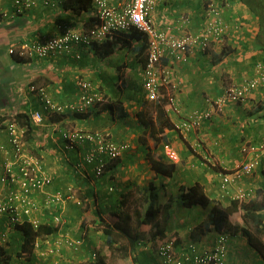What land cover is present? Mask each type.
<instances>
[{
  "label": "crops",
  "instance_id": "crops-1",
  "mask_svg": "<svg viewBox=\"0 0 264 264\" xmlns=\"http://www.w3.org/2000/svg\"><path fill=\"white\" fill-rule=\"evenodd\" d=\"M109 1L119 3L127 0ZM210 1L217 2L221 8L222 17L228 24L223 43L213 42L206 51L196 47L195 52L188 55L186 59H177L173 53L166 51L160 63V66L173 76L174 87L171 88L172 91L168 90L165 93L174 95V104L168 108V112L176 124L182 122L193 110L210 108L211 99L220 95L228 84L238 82L245 75H250L254 64L259 60H264V50L254 47V40L258 32V17L241 0H154L151 18L158 30L172 35H180L184 31L198 32L206 26L205 11ZM11 2L14 4V0H6L3 4L6 3L7 6L0 7L1 19L2 14L15 13V5ZM22 11L34 22L30 26L24 25L23 29L18 28L11 34L9 33L7 37L10 41L27 37L38 40L44 36H50L57 31V27L54 25L56 20L73 21L86 28L92 24L96 13L93 3L87 11L83 10L81 14H71L59 4L44 5L41 0L35 6ZM187 19L190 22H187ZM41 23L45 26H42ZM30 30L34 31L35 34L26 36L28 32H31ZM105 41H112L114 44L115 52L113 54L103 56L93 46L78 45L75 47V51L52 60H43V58L30 55L28 63L32 62V64L28 65V69L36 71L37 67L43 66L45 68L48 66L49 74L35 72L36 77H31L29 80H17L16 77L6 76L8 83L6 85L12 86L14 96L17 94L21 101H26L23 104L29 106L30 109L32 107L42 108L41 99L30 94L27 90L26 86L33 81H37L39 84H47L52 94L59 95L57 99L55 98L56 100L66 101L77 95L76 79L82 76L92 77L95 81V87L106 86V91L110 93L109 96L118 99L113 114L109 110H103L101 113L94 112L92 117L86 118L69 114L54 120L50 118L54 115L46 114L44 123L35 127L33 143L43 147L40 148V152L42 157L46 158L48 170L51 173H57L58 177L65 175V171L70 172L69 175H71L75 170L74 167H65L67 163L58 166L59 170L55 168V164L59 161L58 154L60 155L56 145H59V148L63 147L59 144L61 140V143L64 144L65 142L61 138V131L68 129L67 127L71 123L78 129H96L111 135L121 133L122 142L129 143L132 147L129 140L134 139L139 154L144 152L145 157L147 143L152 146L153 140L151 138H148V142L145 144L139 141L145 127L138 113L143 109L145 101L148 100L144 87V65L147 59L146 37L139 30L133 28L130 31L118 32ZM7 54V52L5 54L0 52V65L8 66L9 69H16L13 61L7 65L5 60ZM77 54H80V57ZM24 63L27 64V62ZM2 67L0 66V68ZM6 96L9 103L5 104L4 100L0 98V113L10 112L11 106H15V103H10L12 94L7 93ZM259 102L258 93L255 92L247 103L229 105L221 112L216 111L212 119L203 122L189 133L179 135L180 137L175 129L168 130V143L164 144L162 141L159 146L162 148L160 153L166 157L167 161L176 163V169L172 175H156L149 162V171L143 167L140 169V166L143 165H138V170L133 171L135 173V175L132 173L133 177L141 185H148L151 181L156 184L162 203H171L169 209L170 223L171 221H185L187 225H190L186 229L188 236L193 232V227L195 228L199 222L207 220L209 212L200 205H184L181 198V185L200 182L204 185L208 195L225 205L230 204L232 199L244 191L249 198L244 203L264 202V157L261 158V166L254 172L240 174L236 172V168L243 161L242 143L245 141L258 143L264 140V117L256 118L251 115ZM41 134L43 136L40 137ZM45 140L47 141L46 144L44 143ZM50 142H53L55 146L51 145ZM79 143L76 148H73L74 157L72 158L77 156L78 150L80 153L86 152L83 148L86 145L85 142ZM43 144L45 146H42ZM204 158L207 159L208 163L205 162ZM9 159L10 154H0V179ZM215 161H219L221 167H212L211 165H214ZM141 162L145 161L141 160ZM124 169L126 171L121 172V169L116 166L109 173L114 178L125 173V176L117 178V180L123 181L128 178V169ZM86 171L88 174H92L91 171ZM149 172H153L156 177ZM74 175L79 177L76 173ZM225 176L227 181L224 180ZM158 179L160 180L159 183L157 182ZM85 183L88 187H92L90 181L86 180ZM0 190H3L1 180ZM123 190L124 194H127L128 191L125 188ZM262 211L264 212V209ZM179 232V234H183L182 230ZM234 233H238V235L236 238H232L229 243L231 264L235 260V264H245L247 259L256 257V254L260 256L240 231ZM216 238L217 233L215 231L206 230L201 235L200 244L210 245L215 242ZM249 251L253 254L249 255ZM241 252L248 255L245 263L237 258H242ZM261 260V263L264 264L262 258ZM13 264H17V262Z\"/></svg>",
  "mask_w": 264,
  "mask_h": 264
},
{
  "label": "built area",
  "instance_id": "built-area-1",
  "mask_svg": "<svg viewBox=\"0 0 264 264\" xmlns=\"http://www.w3.org/2000/svg\"><path fill=\"white\" fill-rule=\"evenodd\" d=\"M38 1L40 0H14V4L17 10H24L35 6ZM41 1L45 5H53V0ZM57 3L58 1H55V4ZM92 3L96 13L91 27L84 28L70 22H61L57 25L54 34L44 36L42 39H27L22 42L19 54L52 60L75 51L78 45L90 47L94 42L102 43L118 32L135 28L143 33L147 40V59L144 65L146 97L148 100L167 97L172 106L174 95H167L165 92L172 91L173 76L160 66L165 52L173 53L177 59H186L195 52L196 47L206 51L213 42L222 44L228 27L222 17L221 8L215 1H210L206 6L204 28L198 32L184 31L180 35H172L156 28L151 18L154 0H127L119 3L92 0ZM186 21L190 22L189 19ZM15 48V46L10 47L9 52H14ZM77 56L80 57V54ZM78 85L79 95L69 101L55 100L46 86L32 85L31 90L39 95L43 102L42 108L31 110L32 124L41 125L45 121L46 114L85 113L89 108L103 101V96L91 81L80 78ZM255 92L258 93L260 102H264V60L254 64L250 75H245L238 82L228 84L220 95L211 99L210 108L191 111L182 122L176 124L177 131L181 134L189 133L203 122L212 119L216 111L221 112L229 105L247 103ZM61 138L71 148H76L79 142H85V146L89 145L83 154L81 165L88 169L89 166H93L97 177L104 174L110 163L120 158L129 147V144L118 142L110 134L100 130L63 129ZM26 142V128L14 123L0 125V154H10L0 179L3 183V190H0V221L5 220V224L13 227L24 221H30L35 227L41 224V220L34 213L39 209L43 199V206L51 207L53 204H60L75 197L72 184H67L64 189L57 187L54 189L53 174L44 167L41 158L29 149ZM241 153L243 161L236 168V172L238 174L254 172L261 166V158L264 157V140L258 143L243 142ZM224 180L227 181L226 176ZM236 199L245 202L249 198L244 191L240 192ZM51 219L54 224H59L62 217L54 214ZM237 235L238 233L223 230L217 234L212 245H201L193 241L178 242L175 237H167L160 240L156 246V255L160 264H226L229 243ZM6 236L0 239V243L6 241ZM51 238L53 236L49 235L46 239L37 241L36 248L41 247L42 244L45 246V253L53 255L57 254L62 244L73 250L81 248L84 244L83 237L64 235L53 242ZM92 256L95 257L96 253L93 252ZM53 264H78V261L66 258L64 261L57 260Z\"/></svg>",
  "mask_w": 264,
  "mask_h": 264
},
{
  "label": "trees",
  "instance_id": "trees-1",
  "mask_svg": "<svg viewBox=\"0 0 264 264\" xmlns=\"http://www.w3.org/2000/svg\"><path fill=\"white\" fill-rule=\"evenodd\" d=\"M53 1V5L51 6L56 5L55 1H58L57 4L61 5L64 10L69 11L71 14H81L83 10L87 11L92 3V0ZM241 1L248 5L258 17V32L254 40V46L258 49L264 50V0ZM12 14H2V19L0 17V52H4V54L7 52L9 56L11 55L10 58L17 62H28L29 59L26 56L20 55L19 51H21L20 45L22 42L26 41L29 37L10 41L7 36L9 33L11 34L18 28L23 29L24 25L30 26L34 21H31L28 16L24 15L22 10L15 9V13ZM61 22L68 21L56 20V22L54 21V25L57 27V25ZM42 26L45 25L42 24ZM33 33L34 31H31L28 32L27 35L25 33V35L29 36ZM12 46H15L16 48L14 52L10 53L9 48ZM92 46L96 50H99L103 56H108L115 52V47L112 41H105L102 44H97V42H94ZM0 66H3L0 68V86H2L3 83L8 84L6 79L8 74L6 72L7 67H4V65ZM40 68H43V66ZM45 68L47 69L48 66ZM36 83L37 81H33L26 86L30 94H34L30 85H34ZM43 85L47 84L43 83ZM13 90L14 88L12 86L8 87L7 93L11 92L9 94H12ZM34 95L40 98L39 95ZM6 97V94L0 87V98L9 103V101H7L8 99L6 100ZM117 100L118 99L116 98H112V96H108V101L101 109L96 110L95 113H101L103 110H109L111 114H113ZM6 102L4 103L6 104ZM16 107H20V105H16L15 108ZM168 108H171V104L167 97H163L158 100H146L145 104L143 105V109L138 113V116L145 127L144 133L140 135V143H147L148 138L153 140L151 147L147 143L145 158L150 163V167L156 175H172L176 169L175 162H169L162 153H157L158 146L162 141L164 144L168 143L167 131L174 129L177 130L176 122L172 120L168 112ZM33 109H36V107H32V109H29L28 107L21 109L16 108L9 114L11 117H6V114H3L1 115L2 117L0 116V125L3 126L5 123H14L20 127H24L26 128V139L29 138L33 141L34 130L36 127L32 124L30 118L31 110ZM91 109L92 111H90ZM93 113L94 109L89 108L87 112L76 115L87 118L93 115ZM55 114L57 115L58 113L49 115L51 116ZM251 115L255 116L256 118L264 117V102H260ZM67 166V168H70L73 167L74 164L68 162ZM116 166H118V164L114 165V163H112L108 169L111 171ZM211 166L218 168L215 165ZM136 186L138 187L141 196L147 202V206L143 215L140 213H137L136 215V212H138L137 210L134 211L135 217H133V213L129 211L119 212L117 209L109 211L110 214H115L119 219L122 218L121 222H124V224L121 222H107L105 219H103L101 214L99 215V222L104 224V233L106 235L105 242L108 246H110V248H114V246L122 247L120 241L124 240L129 245L130 250L136 251L142 234L140 229L142 225H150L151 229L153 228L151 232L152 239L157 240L159 238L166 237L167 225L169 224L170 219L169 209L171 207V203H162L160 193L156 189L153 181L150 182L149 187H142L143 185ZM181 190V198L184 205H200L209 212L207 220L201 221V223H198L193 229V236H196L195 233L199 232L197 230L198 228H200L201 232L213 230L217 234L223 230H232L233 232L240 231V233L247 239L248 243L258 251L260 257L264 261V212L262 211L264 209V202L244 203L239 199H232L230 204L225 205L219 200L208 195L205 191L204 185L200 182H195L191 185H181ZM127 194L128 196H131L133 191L129 190ZM237 213L241 216L242 224H236L233 226L232 216ZM133 218H135V226L131 225ZM5 223V220L0 221L1 238L4 235H9L5 242L0 243V264L15 263V256H22V254L26 253L27 251L33 250L36 248L37 241H41L42 239H46L47 236H53L55 233H57V227L48 222H43L37 227H35L30 221H24L21 224L14 225V227L8 226ZM177 241L179 242V240ZM118 242L119 244L117 245ZM40 246L43 247L44 245L40 244ZM92 264H107L106 256L97 253L94 257V261H92Z\"/></svg>",
  "mask_w": 264,
  "mask_h": 264
},
{
  "label": "rangeland",
  "instance_id": "rangeland-1",
  "mask_svg": "<svg viewBox=\"0 0 264 264\" xmlns=\"http://www.w3.org/2000/svg\"><path fill=\"white\" fill-rule=\"evenodd\" d=\"M5 1L6 0L0 1V7L7 6L6 3L3 4V2ZM68 22L72 23L75 26H79L77 23H74L73 21H68ZM10 57L11 55L9 56L8 54L5 56L7 65L8 63H11L13 61L16 69L7 68L6 72L11 77H16L17 80H21V79L29 80L31 77L34 78L36 77L35 72H41V74H49L46 68L37 67V70L33 71L31 69H28V65H31L32 62H29V63L27 62V64H25L23 62H17ZM53 64L55 65V63ZM82 77L88 79L93 84H95V81L93 80L92 77L91 78L85 77V76H82ZM76 86H77V95H79L80 88L78 86V83ZM76 86H75V90H76ZM0 87L4 91V93L7 94L8 87L6 86V84L3 83V85ZM95 88L103 96V101L98 102L96 106L93 108V109L99 110L108 101V96L110 93L106 91V86L101 85ZM53 96L56 99L59 97V95L57 96L55 93H53ZM62 101H65V100H62ZM24 102L26 101H21V98L17 94H15L14 96V94L12 93V98H10V103L12 104L15 103V106L20 105V107H16V108L21 109V108L28 107L30 109L29 106H27L26 104H23ZM15 106L14 107L11 106L10 109L12 110L10 112L4 111V112H1L0 114L5 113L6 117H11L9 116V114L14 109H16ZM96 110H94V112ZM90 111H92V109ZM66 115L67 114H57L50 118L54 120L62 116L65 117ZM92 116L93 115H91V117ZM114 123H116V121H114ZM71 124H69V126L67 127L68 129L72 131L78 129L77 127L72 126ZM87 129L94 131L93 129H89V128ZM177 132H178V136L182 135L179 131ZM121 135H122L121 133H118L116 135L110 134V136L113 137L114 140L122 142ZM41 136H43V134H41L40 137ZM125 139L127 141V138ZM26 141L31 151H33L35 155L41 158L44 167L48 170V165H46V161H45L46 158L42 157L41 152H40V148H43V147L37 146L29 138L26 139ZM61 142L62 140L59 142V144L61 146L63 145L64 148L63 147L59 148V145H56L57 150L60 151V155L58 154L59 161L55 164L56 165L55 168L58 169L57 168L58 166L66 165V163L68 165V162L72 163L74 164L73 167L75 168L73 172L76 173V175H79V177L75 176L74 173L69 175L70 172H66V171L64 172L65 175H63L62 177L61 176L58 177L57 173L52 172L53 177H54V184H55V187L63 188V189L64 187H66L67 184H72L75 197L73 199H67L65 202H62L60 204H53L51 207H44L43 206L44 199H43L40 202L39 209L34 213V215L41 220V223L51 222L55 227H57V233H55V235H53V238H51L52 242L64 235H70L72 237H83L84 244L81 248L77 250L69 249L64 244H62L59 250L57 251V254H53V255H47L44 251V246L39 247V248H34L33 250L27 251L26 253L22 254V256H15V261L17 262V264H53L57 260L64 261L66 258L75 259L76 261H78V264H92V261H94V257L92 256L93 252L96 254L98 253L100 255L102 254L105 255L107 264H159V259L157 258L155 248L157 246L158 240H161V238L157 240L152 239L151 232L153 228L151 229L150 225L141 226L140 228L142 231L141 238L138 243L137 250L133 251L129 249V245L124 240L120 241L122 247L114 246V248H110V246H108L105 242L106 235L104 233V224H101L99 222L100 214L102 215L103 219H105L107 222H110V223L121 222L122 218L119 219L118 216H116L115 214L109 213V211L113 209L115 210L117 209V211L119 212L129 211L133 213V217H135L134 215L135 210L138 211L136 212V215L137 213H140L141 215H143L146 209L147 202L141 196L139 189L136 186V185H141V184L133 177V174L135 175L133 171L138 170V165H143V166H140V169H142L143 167L145 168V170L147 169L149 171L150 168L148 166L149 165L148 161L144 156V152H141V154H139L137 143L134 144V139L129 140L132 147H130L129 145V147L125 150V153L123 154V156L113 162L114 165L118 164V167L119 169H121V172L126 171V169L124 168L128 169L127 171L128 178L123 181L117 180V178H121L125 176L124 175L125 173L120 174L119 177L117 176V178L115 177L116 178L115 179L113 176L110 175L109 169L108 171H106L105 174L101 175L100 177H97L95 176V173L93 171V166H89L92 174H88V172L86 171L88 168L86 169L85 166L81 165L83 162L84 153H80L78 152L79 151L78 150L77 156H75L76 159L72 158L74 157L73 148L68 147L66 142H64L65 146ZM44 143L46 144L47 141L45 140ZM50 144L55 146L53 142H50ZM152 144L153 143H151V145ZM42 146H45V145L43 144ZM87 146L89 145L87 144ZM87 146L83 147L84 150L88 148ZM160 149H162L161 146H159L157 152L160 153ZM204 159H205V162L208 163L207 159L206 158ZM141 160L145 162H141ZM111 164L112 162L110 163L109 166H111ZM67 165L65 167H68ZM214 165L221 167L219 161H215ZM149 173L152 176L156 177L153 172H149ZM55 178L57 182L55 181ZM86 180L90 181V185H92V187H88L86 185L85 183ZM157 182L159 183L160 180L158 179ZM149 184L145 186L144 185L143 186L141 185V186L149 187ZM123 188H125L127 191L132 190L133 194L131 196H128V194H124ZM124 195L126 196L124 197ZM50 211H52V213H50ZM54 214L61 215L62 220L59 224L53 223V220L51 219V217ZM232 222H233V226L236 224L238 225L242 224V219H241L240 214L237 213L234 216H232ZM121 223L124 224V222H121ZM135 224H136L135 218H133L131 225L135 226ZM189 226L190 225H187L185 221L184 222L171 221V223L169 221V224L167 225L166 236L175 237V238L177 237V239H180L181 241H185V242L193 241V242L200 243L201 235L203 234V232H201L200 228H198L197 230L199 232L195 233L196 236L191 235V233L188 236V232L186 229H188ZM180 230L183 231L184 235L179 234ZM8 235L9 234H7L5 240L7 239ZM0 239H1V235H0ZM118 244L119 242L117 243V245ZM252 254L253 253L249 251V255H252ZM241 255H242V258L241 257H237V258H239V260L245 263L246 257L248 255L245 252L243 253L241 252ZM230 260L231 259H229V253H228V259L226 261V264H231ZM261 261H262L261 257L256 254V257L247 259L245 264H262ZM235 263H236V260L234 261L233 264Z\"/></svg>",
  "mask_w": 264,
  "mask_h": 264
},
{
  "label": "clouds",
  "instance_id": "clouds-1",
  "mask_svg": "<svg viewBox=\"0 0 264 264\" xmlns=\"http://www.w3.org/2000/svg\"><path fill=\"white\" fill-rule=\"evenodd\" d=\"M95 20V19H94ZM94 22V21H93ZM93 22H92V24H93ZM92 24L90 25V26H88V27H91L92 26ZM88 27H86V28H88ZM104 42V41H103ZM102 42V43H103ZM97 44H99V43H97ZM90 47H92V46H90ZM27 58H29L30 56H26ZM80 78H83V77H79L78 79H77V83H78V80L80 79ZM83 79H86V78H83ZM88 80V79H87ZM34 85H36V86H46L47 88H49L47 85H43V84H39V83H36V84H34ZM94 85V84H93ZM32 85H30V87H31ZM79 86V85H78ZM95 87V86H94ZM49 90H50V92H51V89L49 88ZM35 94V93H34ZM51 94H52V92H51ZM52 96H53V94H52ZM77 96V95H76ZM75 96V97H76ZM54 97V96H53ZM55 98V97H54ZM74 98V97H73ZM72 98V99H73ZM56 100V99H55ZM71 100V99H70ZM67 101H69V100H67ZM96 106V105H95ZM94 106V107H95ZM94 107H92V108H94ZM69 114H72V113H67V115H69ZM76 114H79V113H75L74 115H76ZM119 142V141H118ZM125 152V151H124ZM123 156V155H122ZM121 156V157H122ZM119 159V158H118ZM114 162V161H113ZM87 169V168H86ZM87 170H89L90 171V169H87ZM106 171H108V168L106 169ZM110 171V170H109ZM106 173V172H105ZM104 173V174H105ZM103 175V174H102ZM95 176H96V174H95ZM100 177V176H99ZM234 199H236V198H234ZM191 235H192V232H191ZM50 236H52V235H50ZM167 237H169V236H166V237H164V238H167ZM164 238H161V240L162 239H164ZM177 238V237H176ZM177 240H179V242H181V240L180 239H177ZM160 242V240H158V242H157V245H158V243ZM160 264V263H159Z\"/></svg>",
  "mask_w": 264,
  "mask_h": 264
}]
</instances>
